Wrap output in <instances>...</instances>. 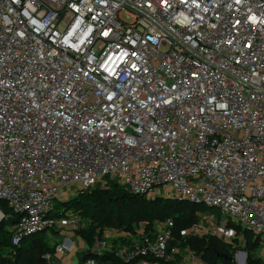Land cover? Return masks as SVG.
Masks as SVG:
<instances>
[{
  "label": "built area",
  "instance_id": "1",
  "mask_svg": "<svg viewBox=\"0 0 264 264\" xmlns=\"http://www.w3.org/2000/svg\"><path fill=\"white\" fill-rule=\"evenodd\" d=\"M108 182L219 211L181 237L264 241V0H0V223L17 217L12 245L58 224L61 264H97L78 261L77 216L49 215ZM172 228L155 222L152 238L142 229L118 248L105 231L90 252L169 262ZM182 264L204 263L184 251Z\"/></svg>",
  "mask_w": 264,
  "mask_h": 264
},
{
  "label": "trees",
  "instance_id": "2",
  "mask_svg": "<svg viewBox=\"0 0 264 264\" xmlns=\"http://www.w3.org/2000/svg\"><path fill=\"white\" fill-rule=\"evenodd\" d=\"M186 202H174L163 199H147L143 196L133 195L115 182H108L105 186H96L79 194L74 199L65 203H54L50 218L59 220L67 212L74 213L79 226L75 234L84 243L86 250L78 256L79 263L94 260L97 264H139L142 259H135L125 263L112 252H104L95 255L90 252L96 240L103 239L105 231H112L118 236L112 238L109 243L113 248L129 246L131 238L141 240L139 232L153 237V224L158 221L172 219V239L169 247H177L180 251L172 261H157L159 264H182L181 251H190L204 264H227L217 254H224L230 258V250L233 245H226L221 241L209 237H181V232L199 221L195 210L188 207ZM5 214L10 211L4 206ZM16 222L15 217L0 223V264H60L55 256V247L60 243H50L48 233L54 236L55 226H52L44 234H34L21 240L18 246L11 242V227ZM240 231V230H238ZM245 239V247L250 233L242 232ZM56 236V235H55ZM58 236V235H57ZM52 238V237H51ZM259 238H255L250 247L258 244ZM236 248L240 247L235 245ZM244 247V248H245ZM246 264H264V260L253 254H248ZM151 262L155 260L148 259ZM233 260V258H232ZM234 264V263H233Z\"/></svg>",
  "mask_w": 264,
  "mask_h": 264
},
{
  "label": "rangeland",
  "instance_id": "3",
  "mask_svg": "<svg viewBox=\"0 0 264 264\" xmlns=\"http://www.w3.org/2000/svg\"><path fill=\"white\" fill-rule=\"evenodd\" d=\"M129 21V20H126ZM188 207L193 208V206L191 204H188ZM195 210V215H197L198 217L201 216L202 218L204 217H213L214 219L218 220L220 218V213L218 210L216 209H211L208 208L206 206H194L193 208ZM17 217H15L16 219ZM163 221H158L157 223H160ZM155 224V223H154ZM46 231H48V229H43L41 230V232H39L40 234H44ZM61 233L62 231L60 230L58 224L55 225V231H54V236H52L50 233H48V238L50 239V243H54L55 240L56 241H60L61 240ZM56 235V236H55ZM58 235V236H57ZM119 234H117L118 236ZM52 237V238H51ZM255 235L251 234L250 237L247 239V244L248 246H246L244 248V246H241L240 244H238V242H236L233 246V249L230 250V255L233 258V263L234 264H246L247 260H248V254H253L259 258H262L264 260V241H261V238H259L258 240V244L255 247H250L249 245H251L255 239ZM235 245H238L240 247L236 248ZM85 251V250H84ZM83 251L80 252V254ZM181 254L184 255V252L181 251ZM57 258V257H56ZM58 259V258H57ZM75 261V259L73 260V262Z\"/></svg>",
  "mask_w": 264,
  "mask_h": 264
},
{
  "label": "water",
  "instance_id": "4",
  "mask_svg": "<svg viewBox=\"0 0 264 264\" xmlns=\"http://www.w3.org/2000/svg\"><path fill=\"white\" fill-rule=\"evenodd\" d=\"M210 208L213 209L214 207H210ZM14 214L16 215V213H14ZM217 256L220 259L224 260L225 263H227V264H233L232 258H230V257H228V256H226L224 254H217Z\"/></svg>",
  "mask_w": 264,
  "mask_h": 264
},
{
  "label": "crops",
  "instance_id": "5",
  "mask_svg": "<svg viewBox=\"0 0 264 264\" xmlns=\"http://www.w3.org/2000/svg\"><path fill=\"white\" fill-rule=\"evenodd\" d=\"M86 247L84 246V249H85ZM59 260V259H58ZM60 261V264H61V260H59Z\"/></svg>",
  "mask_w": 264,
  "mask_h": 264
}]
</instances>
